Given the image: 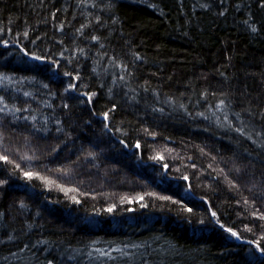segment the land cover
<instances>
[{
  "label": "trees",
  "instance_id": "obj_1",
  "mask_svg": "<svg viewBox=\"0 0 264 264\" xmlns=\"http://www.w3.org/2000/svg\"><path fill=\"white\" fill-rule=\"evenodd\" d=\"M0 29V264H264L258 0H0Z\"/></svg>",
  "mask_w": 264,
  "mask_h": 264
},
{
  "label": "snow or ice",
  "instance_id": "obj_2",
  "mask_svg": "<svg viewBox=\"0 0 264 264\" xmlns=\"http://www.w3.org/2000/svg\"><path fill=\"white\" fill-rule=\"evenodd\" d=\"M83 2H84V0H81V3H83ZM258 2L260 3V5H261L262 7H264V0H258ZM95 6H96V5L94 4L93 7H95ZM201 7L207 8V7H209V5H208V4H203V5H201ZM58 11H59V10H58ZM245 23H247V21H245ZM63 27H64V25L61 24V25H60V28L62 29ZM81 27L83 28L84 26L82 25ZM250 27H251V30H252L253 32H256V31H257V28H256L255 24L251 25ZM2 30H3V29H0V31H2ZM24 35H25V36H28V32H24ZM37 38L39 39V37H37ZM91 39H93V40H99L100 37H98V36H92ZM2 43H3L4 45H7L9 42H8L7 40H4V41H2ZM61 43H63V41H61ZM24 51H25V53H26L27 55H29V56H33V55H34L33 53L28 52L27 49H24ZM79 51L83 52V49H79ZM137 55H138V54H137ZM35 58L38 59V60H45V59H47V57H44V56H36ZM65 75L71 76L72 74H71V73H65ZM75 79H76V80H79V79H80L79 74L76 75ZM121 79H123V77H121ZM76 87H77L76 84H74V83H70V84L67 86V88H65V91H68L69 89H75ZM101 87H103V85H101ZM109 93H111V89H109ZM84 95L87 97L88 101L91 102L92 99H93V97L96 96L97 94L93 92V93H85ZM0 100H3V97H0ZM220 104H221V105H224V104H225V101H224V100H221V101H220ZM65 107H67V105H65ZM115 107H116V105H113V109H115ZM4 110H6V109H0V111H4ZM109 111H111V110H109ZM200 115H203V113H200ZM103 116H104L105 120H107V119L109 118V112H104V113H103ZM237 116H239L238 113H237ZM224 119L227 120L228 117L225 116ZM57 123H59V121H57ZM241 123H243V122H241ZM105 127H107V125H105ZM235 130H236L237 132L244 133L245 135H249L248 133H245V132H244V128H243V127H241V128H237V129H235ZM57 131H62V130H61V129H57ZM137 147H139V144H137ZM90 155H93V154L90 153ZM0 160H3V161H5V162H8L9 157H8V156H4V155H0ZM17 167H19V165H17ZM193 167H195V165H193ZM24 175H25L26 177L31 178V176L33 175V173L25 172ZM36 175H39V174L37 173ZM187 179H188V177H185V180H187ZM6 183H7L6 180H5V181H0V184H6ZM163 199H168V200H170L171 197H163ZM21 203H22V202H21ZM237 203H240V201H237ZM244 203L247 204V201H245ZM253 203H255V201H253ZM22 206H24L23 203H22ZM108 211H112V208H109ZM187 211H188V212H192V209H191V208H188ZM211 215H212L213 217H215V216H217V213H216L215 211H213V212L211 213ZM251 215L258 217V219H259L260 221H264V212H252ZM218 222H219V221H218ZM201 223H203V221H201ZM260 226H261L262 228H264V224H262V225H260ZM224 227H225V230H226L228 233H230L231 235L236 236V237L241 238V239L243 238V237H241L240 233L237 232L234 228H232V227H227V226H224ZM247 230H248V231H252V229H250V228L247 229ZM261 239H264V237H262ZM252 243L256 245V248L259 249V251H260L261 253H264V247H261L260 243H258V242L255 241V240L252 241ZM48 264H54V261L49 260V261H48Z\"/></svg>",
  "mask_w": 264,
  "mask_h": 264
}]
</instances>
